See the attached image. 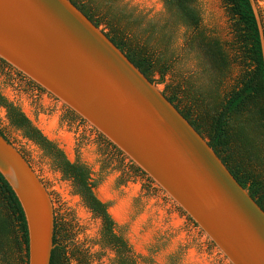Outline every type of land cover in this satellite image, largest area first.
I'll use <instances>...</instances> for the list:
<instances>
[{
  "label": "water",
  "instance_id": "1",
  "mask_svg": "<svg viewBox=\"0 0 264 264\" xmlns=\"http://www.w3.org/2000/svg\"><path fill=\"white\" fill-rule=\"evenodd\" d=\"M249 2L264 61L262 25ZM0 59L118 149L229 264H264V211L207 139L70 0H0ZM0 174L23 213L26 264H49V193L1 135Z\"/></svg>",
  "mask_w": 264,
  "mask_h": 264
},
{
  "label": "trees",
  "instance_id": "2",
  "mask_svg": "<svg viewBox=\"0 0 264 264\" xmlns=\"http://www.w3.org/2000/svg\"><path fill=\"white\" fill-rule=\"evenodd\" d=\"M70 1L96 26L103 24L106 30H101L108 39L150 81H154L152 75L155 72H159L161 80L168 70L171 55L166 47L170 39L169 32L164 29L166 22L186 29L185 46L195 57L204 81L197 85L187 79L183 86H177L170 94L161 92L207 139L228 171L264 211V61L249 0H222L231 29L228 43H223L213 31L204 27L198 0H162L168 20L159 29L149 24L143 32L132 30V27L139 28L142 22L132 14L125 15L123 11L113 14L110 9L101 12L92 0ZM153 40L157 41L156 45L152 44ZM157 44H165V47L159 49ZM0 62L6 64L1 59ZM232 62L238 65L236 76L231 85L222 89ZM0 106L5 110L8 123L50 158L53 167L69 180L83 205L100 220L97 242L113 251L111 264H138L127 241L116 231L107 203L97 197V180L92 179L89 167L70 161L19 106L1 93ZM0 135L10 143L1 129ZM60 231L54 218L49 264H72L71 260L75 261L74 264H91L84 253L69 249L59 239ZM17 251L18 262L26 264L27 232L23 213L0 174V264H16Z\"/></svg>",
  "mask_w": 264,
  "mask_h": 264
},
{
  "label": "rangeland",
  "instance_id": "3",
  "mask_svg": "<svg viewBox=\"0 0 264 264\" xmlns=\"http://www.w3.org/2000/svg\"><path fill=\"white\" fill-rule=\"evenodd\" d=\"M92 1L101 12L107 9L113 14L123 11L125 15L132 14L142 20L139 28L132 27L134 32H143L149 24L159 29L168 20L162 0ZM254 2L263 29L264 0ZM198 7L204 27L213 31L223 43H228L231 29L222 0H198ZM165 25L164 29L170 34L166 45L171 55L168 70L161 80L159 72H155L152 79L161 91L170 94L187 79L198 85L204 78L195 57L185 46L186 29L167 22ZM99 27L106 30L103 24ZM155 40L152 41L154 45ZM157 47L163 49L165 44H157ZM237 66V62L231 63L222 89L232 84ZM0 93L19 106L70 161L89 167L92 179L97 180V197L107 203L116 231L127 241L138 264H229L198 226L110 142L50 94L1 62ZM0 129L24 155L47 189L53 216L61 228L59 239L69 249L84 253L91 264H111L113 251L97 242L100 220L83 205L69 180L53 167L50 158L8 123L1 106ZM17 255L18 251L15 259L16 264H20Z\"/></svg>",
  "mask_w": 264,
  "mask_h": 264
}]
</instances>
